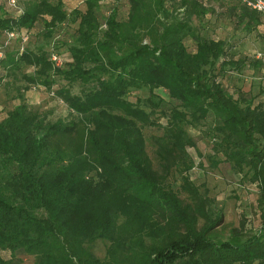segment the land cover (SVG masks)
<instances>
[{
	"label": "trees",
	"instance_id": "1",
	"mask_svg": "<svg viewBox=\"0 0 264 264\" xmlns=\"http://www.w3.org/2000/svg\"><path fill=\"white\" fill-rule=\"evenodd\" d=\"M84 1L69 11L62 0H20L21 10L0 0V89L11 105L0 118V264L25 256L34 264H264V90L227 84L246 56L192 24L214 12L204 0H129L125 19L113 7L103 23L102 0ZM228 4L248 32L263 23L244 0ZM38 22L45 38L76 28L65 40L58 32L50 50L14 47ZM30 87L54 89L71 118L34 110ZM160 88L167 97L154 93ZM162 104L165 122L155 117ZM203 121L212 167L222 156L258 187L252 235L228 226L208 187L191 178L188 127ZM146 127L161 129L151 151Z\"/></svg>",
	"mask_w": 264,
	"mask_h": 264
},
{
	"label": "rangeland",
	"instance_id": "2",
	"mask_svg": "<svg viewBox=\"0 0 264 264\" xmlns=\"http://www.w3.org/2000/svg\"><path fill=\"white\" fill-rule=\"evenodd\" d=\"M67 10L75 8L85 9L84 0H62ZM172 0H167L170 4ZM174 0L173 2H178ZM206 6L213 9L214 12L209 13L205 18L192 17V24L198 29L199 33L206 38H221L227 41L229 46V53L233 56H246L244 65L240 70H232L228 74L227 84L228 88L233 92L236 86L249 87L251 92H257L260 88L264 90V19L254 31L248 32L242 25L238 24L234 16L229 14V0H204ZM113 7H118L119 17L125 19L129 12V0H102L100 8L98 9V17L100 22H104ZM76 24L69 23L60 27L59 31L63 40L67 39L73 34ZM58 32L51 38L44 37V26L42 22H38L31 30H24L20 34L21 42L15 44L18 50L23 48L37 49L38 46L47 45V49H52L54 39ZM55 37V38H54ZM54 38V39H53ZM148 41V40H147ZM189 50H194L195 43L192 39L185 40ZM54 47V45H53ZM64 51L63 57H69L66 47L62 46ZM57 55V47L52 50ZM56 52V53H55ZM260 60L261 66L257 67L255 60ZM80 86L76 85L74 91H80ZM53 90L46 88H32L26 90V100L29 101L30 106L42 114L48 115L49 120L54 121L59 118L69 117L67 106L54 95ZM0 89V118L5 115L6 109L11 105H5V96ZM155 94H162L166 96L163 89H155ZM264 93V92H263ZM136 94V93H135ZM132 94L131 98H134ZM149 90H143L140 93L142 98L148 97ZM167 100V99H166ZM3 103V104H1ZM162 112L155 115L160 122H165V117L162 115L168 112V105H161ZM68 115V116H67ZM210 123L203 121L197 126L188 127L189 134L194 138L196 146L190 148L192 157L195 160V167L191 170V178L199 185L205 184L208 187L209 193L213 196L217 205L222 208L226 223L228 226L239 227L244 229L247 235H252L260 227V209L258 204L259 190L256 184L245 183L239 175H237L231 165L225 161L224 157L220 156V163L218 166L212 167L209 159L210 152ZM144 133L148 139L152 135L161 133L158 127H146ZM150 143L148 144V146ZM149 151L151 148L149 146ZM96 253L103 255L104 245L98 244ZM25 264H34V259L30 256H25Z\"/></svg>",
	"mask_w": 264,
	"mask_h": 264
},
{
	"label": "built area",
	"instance_id": "3",
	"mask_svg": "<svg viewBox=\"0 0 264 264\" xmlns=\"http://www.w3.org/2000/svg\"><path fill=\"white\" fill-rule=\"evenodd\" d=\"M20 0H8V4L10 7H13L15 9L21 10V6L19 5ZM244 2L249 6L250 8L254 9L258 13L264 15V0H244ZM16 36V33L14 31L8 32L7 34V41L5 42V45L8 44V42ZM3 56V53L0 51V57ZM56 59V57H55ZM35 89V88H34Z\"/></svg>",
	"mask_w": 264,
	"mask_h": 264
}]
</instances>
